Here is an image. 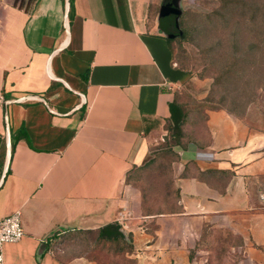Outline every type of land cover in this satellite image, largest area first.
I'll use <instances>...</instances> for the list:
<instances>
[{"label": "crops", "instance_id": "0c3cea01", "mask_svg": "<svg viewBox=\"0 0 264 264\" xmlns=\"http://www.w3.org/2000/svg\"><path fill=\"white\" fill-rule=\"evenodd\" d=\"M156 2L0 0V219L20 210L25 230L4 264H193L208 224L264 264V133L245 118L206 110L174 164L181 211L144 212L127 181L181 118L171 104L190 77L150 19ZM127 211L133 251H96Z\"/></svg>", "mask_w": 264, "mask_h": 264}, {"label": "rangeland", "instance_id": "374dc122", "mask_svg": "<svg viewBox=\"0 0 264 264\" xmlns=\"http://www.w3.org/2000/svg\"><path fill=\"white\" fill-rule=\"evenodd\" d=\"M156 1L151 20L158 19L167 2L181 10L182 33L174 38L173 53L190 75L177 90L189 117L181 143L167 123L153 140L149 161L131 173V184L143 193L144 212L166 208L160 186L175 178L174 164L183 148L197 141L199 132L205 135L206 110L227 109L264 133V0ZM79 245L83 251L85 246ZM105 248L97 246L96 251ZM189 256L193 264H250L243 236L227 225L203 226Z\"/></svg>", "mask_w": 264, "mask_h": 264}, {"label": "trees", "instance_id": "16d2710c", "mask_svg": "<svg viewBox=\"0 0 264 264\" xmlns=\"http://www.w3.org/2000/svg\"><path fill=\"white\" fill-rule=\"evenodd\" d=\"M181 16V15H180ZM176 14H170L167 16H159L158 22H159V29L160 31L165 35L167 40L169 41V45L173 49V42L174 38L181 36L182 31L180 30L179 18ZM173 34L174 37H170V35ZM179 106L181 108L182 116L181 118L176 121L174 124H170L172 136L175 138V141L182 142V138L186 136L185 132V124L187 122V119L189 117V110L187 109L186 105L182 104L178 99L177 95L175 98V101L171 104V107ZM224 109V108H223ZM181 140V141H180ZM134 168L131 170L127 177V181L131 183L132 174H134ZM132 173V174H131ZM175 179L171 178L169 181H167L164 185L160 186L161 190L159 192L160 194V201L162 204L166 205V208H162V210H153V211H147V213H161L165 211H181V205H179V199H180V193L179 189L175 186ZM154 187H157L156 185H153ZM165 188V190H163ZM98 235L96 238L97 245H95V248L97 249V246H101L100 244H106L108 243V246H105L108 252H111L113 254L117 255H124L126 253H130L133 251L134 246L132 243V239L130 234L126 233L122 226L118 222H112L109 223L103 227H101L98 231ZM85 238L86 236H80Z\"/></svg>", "mask_w": 264, "mask_h": 264}, {"label": "built area", "instance_id": "2783aa9c", "mask_svg": "<svg viewBox=\"0 0 264 264\" xmlns=\"http://www.w3.org/2000/svg\"><path fill=\"white\" fill-rule=\"evenodd\" d=\"M132 217L131 212L121 213L119 222L123 229L129 228V223L126 222ZM25 235V230L22 223V214L20 210L6 215L0 219V264L5 263L4 247L9 243H17L22 240Z\"/></svg>", "mask_w": 264, "mask_h": 264}, {"label": "water", "instance_id": "95a60500", "mask_svg": "<svg viewBox=\"0 0 264 264\" xmlns=\"http://www.w3.org/2000/svg\"><path fill=\"white\" fill-rule=\"evenodd\" d=\"M173 5H174L173 2H167V3L163 4L161 6V12H160L159 16H167L170 14H176L179 17L181 14V10H179L176 6H173ZM178 25H179V23H178ZM170 37H174V35L171 34ZM6 119H7V115H6Z\"/></svg>", "mask_w": 264, "mask_h": 264}]
</instances>
